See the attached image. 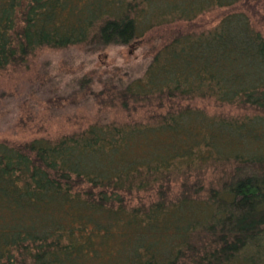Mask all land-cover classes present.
<instances>
[{"label":"trees","instance_id":"trees-1","mask_svg":"<svg viewBox=\"0 0 264 264\" xmlns=\"http://www.w3.org/2000/svg\"><path fill=\"white\" fill-rule=\"evenodd\" d=\"M242 1L0 0V73L43 47L94 53L174 26L108 92L146 120L0 141V264H76L98 237L118 244L105 264H264V35L242 11L172 34ZM195 98L245 112L183 103Z\"/></svg>","mask_w":264,"mask_h":264},{"label":"rangeland","instance_id":"rangeland-1","mask_svg":"<svg viewBox=\"0 0 264 264\" xmlns=\"http://www.w3.org/2000/svg\"><path fill=\"white\" fill-rule=\"evenodd\" d=\"M236 11L245 12L254 28L264 35V4L260 0H244L234 7L211 9L189 23L180 22L181 27H175L172 34L178 30L185 33L209 30L226 14ZM170 29L152 31L128 46H108L94 53L84 45L64 49L43 47L29 57L27 64L8 67L0 73V141L57 139L96 121L146 120L143 110L127 116L110 101L108 92L120 80L125 82L144 74L155 50L170 35ZM183 103L208 115L236 117L245 112L207 98ZM210 177L208 173L207 178ZM177 189L175 184L173 190ZM143 196L148 203L151 198ZM98 239L95 241L97 256L85 253L81 258L76 257V264H105L118 244L112 241L105 247Z\"/></svg>","mask_w":264,"mask_h":264}]
</instances>
